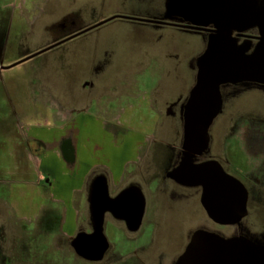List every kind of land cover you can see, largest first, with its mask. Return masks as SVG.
<instances>
[{
	"label": "rangeland",
	"instance_id": "374dc122",
	"mask_svg": "<svg viewBox=\"0 0 264 264\" xmlns=\"http://www.w3.org/2000/svg\"><path fill=\"white\" fill-rule=\"evenodd\" d=\"M181 2L0 0V264H91L78 258L61 235L62 205L51 200L49 180L37 171L30 159L33 154L8 153L14 141V146H23L26 138L35 139L36 132L47 127L42 117L49 116L50 121L62 125L88 113L100 117L116 135H141L137 170L126 176L129 182L143 186L153 170L160 171L161 179L163 172L177 163L185 147L183 110L196 84L208 38L204 33L124 17L183 23V18L189 19L185 13L194 12L182 10ZM114 16L119 17L27 59ZM195 17L199 16H193L191 22L208 27ZM229 35L234 37L235 31ZM263 75L219 84L218 112L207 131L203 154L220 161L246 185L247 216L238 226H215L207 216L201 218L200 208L185 206L180 188L174 190L166 182L163 187L150 183L144 191L155 209L150 211L152 219L140 243L151 236V252L173 251L170 257L174 258L186 220L190 226L203 224L208 232L229 236L241 229L264 241ZM72 110L73 116L68 118ZM88 118L82 124L73 123L72 132H81V140L89 138L92 145L100 147L101 125ZM152 141L164 144L148 149ZM32 145L37 149L36 142ZM17 169L27 183L12 181L18 179V174L14 175ZM33 171L38 173L35 178ZM94 178L88 180L87 187ZM193 191L187 193L188 203ZM106 236L116 242L114 226L107 229ZM239 250L243 255L244 250Z\"/></svg>",
	"mask_w": 264,
	"mask_h": 264
},
{
	"label": "flooded vegetation",
	"instance_id": "af4514ba",
	"mask_svg": "<svg viewBox=\"0 0 264 264\" xmlns=\"http://www.w3.org/2000/svg\"><path fill=\"white\" fill-rule=\"evenodd\" d=\"M181 1L180 5L183 7L184 11L191 10L194 12L189 15L187 12L185 13L189 16L188 20L183 18V23L154 20L168 24H150L204 33L208 39H206L207 46L202 56L206 53L211 42L216 43L218 41L229 45L232 59H238L239 61H237V63L240 65L248 62L250 63L260 54H264V2L260 4L258 2L254 3L251 0ZM196 15L199 16L197 18L195 17L196 20L201 21L202 23H208L207 28L191 22V18ZM169 23L174 25H169ZM183 26H199L206 28V30H194ZM218 30L221 34L218 33ZM231 31H235L234 37L229 35ZM242 31L245 33H242ZM238 40L241 42L238 43ZM240 55H243V57L241 58ZM238 71L239 70L236 69L234 73H237ZM244 72L246 71L242 70V72L239 71L238 73L244 74L240 75L241 77L250 75V73ZM248 79L254 78L249 77ZM220 84H224V82ZM185 106L183 110V117L185 113ZM157 143L164 144L161 141H153V145L150 149L158 148L159 144ZM205 150L206 148L202 152L193 153L189 152L188 149L184 147L177 163L168 171H164V177L161 179L159 177L160 171H156L155 173V170H153L154 172H151L152 174L150 173L149 179L147 181L145 180L143 186L137 183H131L118 194L112 196V200H104V202H101L100 206L105 208L103 230L108 242L107 249L104 252L102 259L99 261H89L79 257L72 247L73 240L71 239L68 242L74 254L81 260L91 264H264V256H260V252H264V241H257L247 231L239 229L236 233L225 236L224 234L206 231L202 226L203 224H197L196 227L190 226L188 220L184 222V226L182 230H180L181 237L184 236L185 240L183 237L178 249L174 250L176 253L174 258L172 256L170 257L173 251L170 254H168L165 250L151 252V236L146 239L145 243H140L146 233V226L150 224V220L152 219V213L150 211L155 209L153 205L148 203L149 200L143 193V190H145L144 187L147 185L149 186L150 183L154 182L158 187H163L165 185H161L162 182H166V185L171 184L172 189L174 190H176V188H180L184 191L181 198L184 200L185 206L188 205V191L194 189L191 193L193 199L191 200L190 205H195L197 208H200L201 212H204L202 213L201 218L207 216L200 203L202 191L201 187L198 185L193 186L179 184L169 177V174L178 168L185 159L191 164L216 161L222 166L226 173L238 179L247 191L246 209L248 214L249 191L246 185L238 177L229 173L224 164L220 161L205 158L203 156ZM170 154L171 152H168L169 160L171 158ZM197 192H199L198 196H196ZM148 214H150V217ZM110 221H117L122 226L120 234L118 235L121 242L117 245V253L113 251L115 244L111 243L106 236L107 225ZM241 221L236 225H219L212 221L211 222L218 227H234L238 226ZM85 238L94 241L91 236H85ZM239 249L244 250V256L238 253L240 251ZM253 251L256 252L254 258L252 254Z\"/></svg>",
	"mask_w": 264,
	"mask_h": 264
},
{
	"label": "crops",
	"instance_id": "0c3cea01",
	"mask_svg": "<svg viewBox=\"0 0 264 264\" xmlns=\"http://www.w3.org/2000/svg\"><path fill=\"white\" fill-rule=\"evenodd\" d=\"M87 117L90 121L94 118V121L101 125L103 144L101 143L100 147L92 145V140L89 138L87 141L81 140V132H72L71 125L83 122V120L87 121ZM41 121L47 127L38 130L35 139L26 138L27 144L19 147L14 146L15 141L13 143L10 141L13 148L11 147L8 151L9 155H16L17 152L20 155L33 154L34 159L31 157L30 159L35 163L37 171L39 170V173L49 180L51 200L62 205L59 231L66 240L74 241L78 235L92 236L94 232L92 200L94 198L95 207L103 210L102 234L107 242L103 230L105 208H102L100 204L104 200H112V196L133 183V181L129 182L126 176L133 175L137 170L136 160L143 137L135 133L116 135L107 129L100 117L89 116L88 113L78 115L62 125L55 124L54 120H51L52 123L49 116L42 117ZM42 134L44 139L41 141L39 137ZM34 142L37 144V149H34L32 145ZM107 143L110 148L106 146ZM151 144L153 145V141ZM150 148L151 146L148 149ZM30 159L28 156L24 157L26 162H30ZM17 170L14 175L18 174V179L15 178L12 181L19 185L27 183L22 178L21 169ZM36 173L32 174L33 178L38 174ZM91 177L95 178L87 187ZM26 178L28 179L27 175ZM93 187L95 188L92 189ZM92 192H95L94 197H92ZM143 193L146 195L144 190ZM189 204L190 202L186 206ZM113 226L119 235L122 229L121 224L117 221H110L107 229ZM88 241L92 242V240ZM120 242L121 240L117 238L113 243L115 247H118Z\"/></svg>",
	"mask_w": 264,
	"mask_h": 264
},
{
	"label": "water",
	"instance_id": "95a60500",
	"mask_svg": "<svg viewBox=\"0 0 264 264\" xmlns=\"http://www.w3.org/2000/svg\"><path fill=\"white\" fill-rule=\"evenodd\" d=\"M181 9L184 10L183 7ZM118 17L114 16L103 20L29 56L27 59ZM124 18L143 23H163L151 19ZM169 25L174 24L169 23ZM183 27L194 30H206V28L199 26ZM218 33L221 34L219 30ZM237 61L239 60L236 58L232 59L229 45L219 41L216 43L211 42L206 53L200 58L196 84L190 93L184 113V145L189 152L199 153L206 148L207 131L218 112L219 84L231 78L239 79L247 76H240L244 75L243 73H238L239 71L242 72V70L246 71L244 73H250L251 76L248 75V77L252 78L255 75L264 74L263 53L250 63L240 65ZM236 69L239 71L234 73ZM169 177L179 184L200 186L202 190L200 197L201 206L207 217L216 224L236 225L247 215V191L244 185L238 179L226 173L216 161L191 164L185 159L178 168L169 174ZM94 193L92 192V197H94ZM93 200L92 220L94 232L91 237H93L94 241H88L85 238L86 235H78L73 241L72 247L79 257L89 261H99L107 249V242L102 234L103 210L97 208V206L95 207Z\"/></svg>",
	"mask_w": 264,
	"mask_h": 264
},
{
	"label": "bare ground",
	"instance_id": "6f19581e",
	"mask_svg": "<svg viewBox=\"0 0 264 264\" xmlns=\"http://www.w3.org/2000/svg\"><path fill=\"white\" fill-rule=\"evenodd\" d=\"M68 113H69V116H72L74 111L73 110L72 111H68Z\"/></svg>",
	"mask_w": 264,
	"mask_h": 264
}]
</instances>
